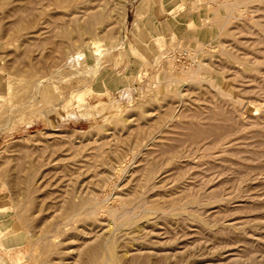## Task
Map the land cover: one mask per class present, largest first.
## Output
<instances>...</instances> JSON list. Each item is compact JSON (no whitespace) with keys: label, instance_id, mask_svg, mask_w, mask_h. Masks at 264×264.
Listing matches in <instances>:
<instances>
[{"label":"rangeland","instance_id":"obj_1","mask_svg":"<svg viewBox=\"0 0 264 264\" xmlns=\"http://www.w3.org/2000/svg\"><path fill=\"white\" fill-rule=\"evenodd\" d=\"M263 103L264 0H0V264H264Z\"/></svg>","mask_w":264,"mask_h":264},{"label":"bare ground","instance_id":"obj_2","mask_svg":"<svg viewBox=\"0 0 264 264\" xmlns=\"http://www.w3.org/2000/svg\"><path fill=\"white\" fill-rule=\"evenodd\" d=\"M248 1V0H247ZM257 1V0H256ZM225 4V3H224ZM228 4V3H227ZM234 4V3H233ZM238 6V5H237ZM255 6V5H254ZM232 9V8H231ZM86 10V9H85ZM96 13V12H95ZM100 13V12H99ZM168 14V13H167ZM87 15V14H86ZM89 15V14H88ZM87 15V16H88ZM97 16H99L97 13L96 14H94L93 16L92 15H90L88 18H86L85 20H86V22H87V24H91V22H93V20L94 19H97ZM102 16V15H101ZM166 16V15H165ZM221 20V19H220ZM226 20V19H225ZM218 22H219V20H218ZM225 24V23H224ZM254 33H256V32H254ZM258 34V33H257ZM261 37V36H260ZM255 40V39H254ZM202 44V43H201ZM207 45V44H206ZM98 60V59H97ZM262 62V61H261ZM154 63V62H153ZM261 65V64H260ZM95 66V65H94ZM258 66V65H257ZM192 74V73H191ZM253 79V78H252ZM81 90V89H80ZM257 101V100H256ZM67 102H68V100H67ZM258 103V102H257ZM264 104V103H263ZM166 106V105H165ZM220 106V105H219ZM262 106V105H261ZM214 107H216V106H214ZM140 108V107H139ZM218 109H219V107H217ZM217 109V110H218ZM223 109V108H222ZM221 109V110H222ZM165 111H167V110H165ZM200 111V110H199ZM223 111V110H222ZM221 111V112H222ZM187 112V111H186ZM167 113V112H166ZM165 113V114H166ZM182 113H184V112H182ZM213 113L215 114V111L213 110ZM223 113V112H222ZM161 114V113H160ZM189 114H191V113H189ZM217 114V113H216ZM215 114V115H216ZM219 114V113H218ZM192 115V114H191ZM194 115V114H193ZM213 115V114H212ZM215 115H213V116H215ZM219 115H221V114H219ZM158 116H160V115H158ZM188 116V115H187ZM195 116H196V114H195ZM209 116V115H208ZM213 116H211V118L213 117ZM223 117H225L226 118V116L224 115ZM227 117L229 118V116L227 115ZM157 118V117H156ZM155 118V119H156ZM180 118H182V117H180ZM197 118V117H196ZM206 118H208L207 116H206ZM228 118H227V120H228ZM136 119V118H135ZM210 119V118H209ZM221 119V118H220ZM223 119V118H222ZM179 120V119H178ZM199 120H201L200 118H199ZM225 120V119H224ZM230 120H232V118L230 119ZM124 121V120H123ZM126 121V120H125ZM151 121V120H150ZM150 121H149V123H150ZM202 121V120H201ZM229 121V120H228ZM227 121V122H228ZM234 121V120H233ZM193 122V121H192ZM235 122V121H234ZM183 123H186V125H187V123L188 122H183ZM200 123V122H199ZM214 123H217V122H215L214 121ZM219 123H221V122H219ZM229 123H231V121L229 122ZM229 123L227 124V126H230L231 127V125L232 124H230L229 125ZM257 123V122H256ZM193 124H196V123H194L193 122ZM203 124V123H202ZM205 124V123H204ZM137 125V124H136ZM198 125V124H197ZM207 125H209V123L207 124ZM212 126H213V124H211ZM210 125V126H211ZM179 126H180V124H179ZM188 126H190V124H188ZM211 126V127H212ZM215 126H217L218 127V125H216L215 124ZM220 126H222L221 124H220ZM236 126V125H235ZM142 127V126H141ZM177 127H178V125H177ZM187 127V126H186ZM191 127V126H190ZM190 127H187V129L188 128H190ZM195 127H197V126H195ZM208 127V126H207ZM223 128H224V126H222ZM232 127H234L233 125H232ZM131 128V127H130ZM204 128H205V126H204ZM235 128H237V126L235 127ZM240 128V127H239ZM184 129H185V127H184ZM192 130H193V127L191 128ZM202 128H200L199 127V129H198V127H197V131L198 132H200V134H205L206 135V130L204 129V130H201ZM195 130V129H194ZM207 130H210V129H207ZM213 130V129H212ZM225 130V132H227L228 131V129H224ZM230 130H232V129H230ZM229 130V131H230ZM233 130H234V128H233ZM233 130L232 131H230V132H232L233 133ZM196 131V130H195ZM196 131V132H197ZM214 131V130H213ZM127 132V131H126ZM168 132H172V130L171 131H168ZM173 132H175V131H173ZM221 132V131H220ZM224 132V131H223ZM222 132V133H223ZM255 132V131H254ZM191 133V132H190ZM216 134V139H218V136H217V132H215ZM257 133V132H256ZM185 134V133H184ZM188 134V133H187ZM192 134V133H191ZM224 134V133H223ZM126 135V134H125ZM136 135V134H135ZM219 135H221V134H219ZM116 136V135H115ZM243 136V135H242ZM118 137V136H117ZM222 137V136H221ZM245 137V136H244ZM244 137H242V138H244ZM165 138H167V137H165ZM171 137H169L168 136V139H170ZM200 138V137H199ZM198 138V139H199ZM203 138V135H202V137H201V139ZM222 138H224V136L222 137ZM115 139V138H114ZM177 139V138H176ZM175 139V140H176ZM212 139H214V138H212ZM211 139V140H212ZM178 140V139H177ZM181 140H184V139H181ZM181 140H178L179 142L181 141ZM187 141H188V137H187V139H186ZM190 140H192V138H190ZM200 140V139H199ZM215 140V139H214ZM220 140V139H219ZM104 141V140H103ZM105 142V141H104ZM183 143H184V141H182ZM189 142V141H188ZM191 142V141H190ZM190 142H189V145H190ZM196 142H199V141H196ZM181 143V142H180ZM192 143V142H191ZM209 143V142H208ZM262 143V142H261ZM263 143H264V141H263ZM106 144V143H105ZM173 144V143H172ZM222 144H224V143H222ZM158 145H160V144H158ZM169 145V144H168ZM181 145H182V143H181ZM215 145V144H214ZM175 146V148H176V145H174ZM97 147H99V146H97ZM161 149H162V147L161 146H159ZM167 147V146H166ZM169 148H170V146H168ZM168 147L166 148V150L165 151H167L168 150ZM198 147V146H197ZM115 149V148H114ZM160 149V150H161ZM164 149V148H163ZM161 150V153L164 151V150ZM187 149V148H186ZM205 149V148H204ZM157 150H159V149H157ZM171 150V149H170ZM172 150H173V148H172ZM190 150V149H189ZM198 150V149H197ZM169 151V150H168ZM243 151V150H242ZM247 151V150H246ZM248 152V151H247ZM190 153H192V151L190 152ZM257 153H259V152H257ZM148 154V153H147ZM157 154H160V152L159 153H157ZM264 153L262 152V155H263ZM99 156H100V154H98ZM147 156V155H146ZM167 156V155H166ZM182 157V156H181ZM183 157H184V155H183ZM110 160V159H109ZM145 160H147L146 158H145ZM165 160V159H164ZM177 160V159H176ZM233 161V160H232ZM145 162V161H144ZM143 162V163H144ZM147 162H148V160H147ZM234 162V161H233ZM145 164V163H144ZM143 164V165H144ZM190 164H192V163H190ZM142 165V166H143ZM141 166V169H143V167ZM191 166V165H190ZM140 169V168H139ZM227 169V168H226ZM206 170V169H205ZM188 185V184H187ZM135 186V185H134ZM133 186V187H134ZM132 190H133V188H132ZM90 194H92V192L90 193ZM214 194V193H213ZM217 195V194H216ZM85 198H81V199H78L79 201H77L76 202V200H75V202L74 201H72L71 200V198H69V200H67V207H69L70 208V210L71 211H75V210H77V208H82V207H84V206H87V204H88V201H89V198H88V196H84ZM94 197V196H93ZM92 198V197H91ZM133 204V203H132ZM179 204V203H178ZM186 204V203H185ZM180 205V204H179ZM179 205H177V207H179ZM88 207H90V206H88ZM119 207H121V206H119ZM132 207V206H131ZM173 207V206H172ZM176 207V206H175ZM129 208V207H128ZM89 209V208H88ZM130 209H132V208H129V209H127V210H130ZM142 209V208H141ZM114 210V209H113ZM150 210H153V209H150ZM149 210V211H150ZM111 211V210H110ZM135 211V210H134ZM77 212V211H76ZM86 212V211H85ZM84 212V213H85ZM164 213V212H163ZM115 214V213H114ZM123 214H126V212L124 211L123 212ZM130 214V213H129ZM168 214H170V213H168ZM193 214V213H192ZM72 215V214H71ZM134 215V214H133ZM132 215V216H133ZM119 217V216H118ZM196 217V216H195ZM112 221V220H111ZM199 222V221H198ZM127 223V222H126ZM110 225V224H109ZM132 225H134V223L132 224ZM121 226V225H120ZM119 226V227H120ZM122 227V226H121ZM11 229V228H10ZM122 230V229H121ZM111 234V233H110ZM110 237V236H109ZM107 238V237H106ZM100 239H101V237H100ZM105 239V238H104ZM107 240V239H106ZM106 240L104 241V243H100V242H96V243H93L91 246H90V252L87 254V256H86V259H85V261L82 263V264H112V257H113V250H112V247H110L108 250L106 249V247H105V244L107 243L106 242ZM109 240V239H108ZM141 244V243H140ZM138 246V245H137ZM136 246V247H137ZM115 249V248H114ZM133 257H134V255H133ZM132 256H131V258H133ZM131 258H129V259H131ZM137 258V257H136ZM136 260V259H135ZM114 261V260H113ZM127 261V260H126ZM127 262H129V260L127 261Z\"/></svg>","mask_w":264,"mask_h":264}]
</instances>
